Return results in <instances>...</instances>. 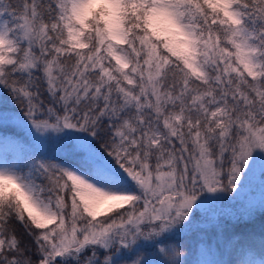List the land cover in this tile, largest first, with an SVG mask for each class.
<instances>
[{
  "label": "snow or ice",
  "instance_id": "1",
  "mask_svg": "<svg viewBox=\"0 0 264 264\" xmlns=\"http://www.w3.org/2000/svg\"><path fill=\"white\" fill-rule=\"evenodd\" d=\"M0 94V264H264V0H0Z\"/></svg>",
  "mask_w": 264,
  "mask_h": 264
},
{
  "label": "trees",
  "instance_id": "2",
  "mask_svg": "<svg viewBox=\"0 0 264 264\" xmlns=\"http://www.w3.org/2000/svg\"><path fill=\"white\" fill-rule=\"evenodd\" d=\"M10 129V128H9ZM9 135L12 134V131H8ZM0 134H2V130H0ZM13 150V145L11 143H6V142H0V154H7L11 153ZM262 186L259 184V182L253 183V187L250 185L246 187L242 192L238 193V198L240 200H244L246 197L249 199H254V200H259L261 197H264V188L259 190ZM235 201H228L224 200L221 203H218L215 211L217 213L219 212H230L232 211L230 205L234 204ZM170 243L174 244L177 248H179L181 251L185 253V256L189 255V261L192 263L191 259H194L195 256L190 253L192 248L194 247V242L189 236H184L183 238L177 237L175 240L171 241ZM190 253V254H189ZM219 260L221 258L227 259V255H217L216 256Z\"/></svg>",
  "mask_w": 264,
  "mask_h": 264
},
{
  "label": "rangeland",
  "instance_id": "3",
  "mask_svg": "<svg viewBox=\"0 0 264 264\" xmlns=\"http://www.w3.org/2000/svg\"><path fill=\"white\" fill-rule=\"evenodd\" d=\"M4 103H5V101H4V97H3L2 94H0V110H3V108H4ZM10 130H11L12 132L14 131V129H13L12 127H10V129H8L9 132H10ZM256 182H258V179H257ZM256 182H255V183H256ZM250 186L253 187V184H250ZM263 188H264V187H261V188H259V190H261V189H263ZM213 258L219 260L217 257H213ZM191 260H192V263H191V264H195L196 257H195L194 259H191Z\"/></svg>",
  "mask_w": 264,
  "mask_h": 264
}]
</instances>
